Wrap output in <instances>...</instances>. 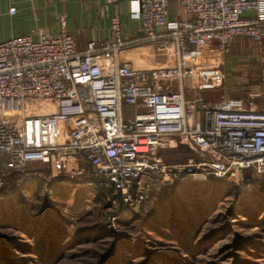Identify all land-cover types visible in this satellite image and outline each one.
I'll return each mask as SVG.
<instances>
[{"label": "built area", "instance_id": "2783aa9c", "mask_svg": "<svg viewBox=\"0 0 264 264\" xmlns=\"http://www.w3.org/2000/svg\"><path fill=\"white\" fill-rule=\"evenodd\" d=\"M104 1L115 12L113 41L91 40L78 50L60 18L55 36L39 29L35 38L0 42V187L4 176L28 164L79 157L95 178L86 185L101 194L113 222L164 183L212 178L243 185L264 176V110L238 98L207 103L199 97L188 112L185 97L193 88L185 82L190 50L223 53L237 39L261 43L264 0H176L174 19L168 18L169 0ZM120 2L139 17V36L122 37ZM250 12L254 16H244ZM144 44L158 47L162 65L118 61L122 50ZM192 71L201 89L221 84L218 71ZM28 103L48 109L25 114ZM178 145L194 156L164 161L160 152Z\"/></svg>", "mask_w": 264, "mask_h": 264}, {"label": "rangeland", "instance_id": "374dc122", "mask_svg": "<svg viewBox=\"0 0 264 264\" xmlns=\"http://www.w3.org/2000/svg\"><path fill=\"white\" fill-rule=\"evenodd\" d=\"M150 45L154 44L128 47L120 53L124 56L137 54L145 56L146 53H151L153 61L160 60L162 58L160 53L154 52ZM191 59L193 61L191 66L187 65L188 61L186 62L185 74L186 84L193 87L191 91L185 93L186 100L189 102L188 112L192 110L191 101L199 97L207 103H215L225 98H238L264 109L263 47L247 39H237L223 53L214 48H202ZM195 65L205 70H213L212 72L218 71L221 84L201 90L190 72ZM218 78H215L216 81L219 80ZM47 109L48 107L41 103H34L32 106L29 103L24 105L25 114L44 113ZM160 156L166 162L180 163L194 154L185 145H178L175 149L160 152ZM89 172L88 165L81 158L74 156L63 162L54 160L49 166L40 163L28 164L23 172L16 173L14 176L10 173L2 178L3 184L0 190L6 188V191H9L6 195H1L0 192V210L8 213L10 204H13L18 212L21 205L27 201L37 202L36 197L27 193V178L37 175L45 180L46 191L44 192L51 196V206L69 217L70 230H74L79 225H88L95 220H101L107 224L116 238L119 234L126 236L129 248H134L137 243L141 244L140 240L144 239L143 247L149 251L165 252L172 257L184 256L182 251H175L179 247L167 228L168 219L172 218L170 215L172 211L175 212V220L184 222V216L188 214L198 223L195 233L197 240L225 223H229L231 228L223 238L213 243L205 253L200 254L193 264H233L229 252L232 250L230 249L232 240L236 236L259 239L262 242L264 240V195L260 194L264 176H251V180L243 185L235 180H225V187L188 180L181 183L168 182L176 186L162 197V204H158L160 202L158 193L148 195L135 212L130 209L120 210L118 218L112 222L108 216L109 209L104 206L93 189L88 188L86 182H83ZM10 185L17 186L18 192L10 191L11 188L8 187ZM75 205L79 208L73 212L71 209ZM237 205L243 206L245 214H251L249 215L251 220H248L245 214L240 217L242 223H238L235 218L227 217L229 210ZM34 207L37 208L33 205L34 210ZM151 212L155 213V219L150 217L145 219V214ZM199 212H202L201 216ZM142 220L146 221L142 222ZM0 234L22 236V233L13 227L0 229ZM145 234H149V237H145ZM110 238L73 246L57 264H95L107 249ZM26 240L30 243L32 238H26ZM247 250V253L240 251L242 256L254 264H264V253L250 245ZM122 252L125 258L131 255L126 249Z\"/></svg>", "mask_w": 264, "mask_h": 264}, {"label": "trees", "instance_id": "16d2710c", "mask_svg": "<svg viewBox=\"0 0 264 264\" xmlns=\"http://www.w3.org/2000/svg\"><path fill=\"white\" fill-rule=\"evenodd\" d=\"M16 173H11V175L14 176ZM94 179L90 170L83 182ZM27 180V193L33 195L41 202L38 200L37 202L27 201L21 205L18 212H16L17 210H15L13 204H10V212L8 213L0 210V229L13 227L22 233V236L18 234H0V264H57L62 259V256L73 246H80L83 243L97 241L106 237H111L109 245L95 264H193V261L200 254L205 253L213 243L223 238L231 230L229 223H225L220 228L207 232L197 240L195 233L198 223L185 213L184 222L175 220V212L172 211L170 212L172 218L168 219L167 228L179 247L175 251H182L184 256L172 257L165 252L149 251L143 247L144 239L140 240L141 244L137 243L134 248H129L126 236L119 234L118 238H116L110 232L107 224L101 220H95L88 225H79L74 230H70L69 217L59 213L51 206V196L44 192L45 180L37 175H32ZM225 182V180L211 178L205 183L207 185L214 184L215 186L225 187ZM175 186L173 183H167L154 187L149 196L158 193L160 202L157 203L162 204V197L170 193ZM8 187L9 189L11 188L10 191L18 192L17 186L10 185ZM47 187L51 186L47 185ZM8 191H6V188L0 190L1 195H6ZM260 194L264 195V183L260 189ZM96 195L102 199L101 194L96 193ZM33 205L37 207H34L35 210L32 209ZM72 208L71 210L74 212L78 210L79 206L75 205ZM201 213L199 212L200 216L202 215ZM244 214L243 206L237 205L229 210L227 217L229 219L235 218L238 223H242L240 217ZM110 215L108 214L109 217ZM154 215L155 213L153 212L145 214V219L147 217L155 219ZM245 215L248 220H251V216H249L251 214ZM144 221L142 220V222ZM144 236L148 238L149 234ZM26 238H32L31 242H27ZM232 242L233 244L230 248L232 250L229 255L233 259V264H254L240 253V251L247 253L248 245L264 253V240L262 242L259 239L236 236ZM124 249L131 253L129 258L122 256Z\"/></svg>", "mask_w": 264, "mask_h": 264}, {"label": "crops", "instance_id": "0c3cea01", "mask_svg": "<svg viewBox=\"0 0 264 264\" xmlns=\"http://www.w3.org/2000/svg\"><path fill=\"white\" fill-rule=\"evenodd\" d=\"M12 7L15 11L9 13V8ZM176 11V0H169L168 18L174 19ZM114 14L113 7L107 5L104 0H0V42L27 34L35 38V33L39 29L49 36H55L60 32V18H65L66 31L70 34L76 48L83 50L86 42L91 40L97 44L107 40L113 41L110 19ZM117 16L124 39H131L141 34L139 17L131 14L128 2L119 3ZM244 16L252 17L254 13H246ZM185 18L190 19V16L187 15ZM258 45L264 48V40ZM150 46L154 52L160 53L163 59L153 61L151 53H146L145 56L140 54L124 56L120 53L117 59L120 63H129L136 68L162 65L165 58L161 51L156 45ZM197 51L190 50L187 54L188 66L192 65L191 58ZM192 70L190 72L196 80ZM195 117H198L197 112Z\"/></svg>", "mask_w": 264, "mask_h": 264}, {"label": "bare ground", "instance_id": "6f19581e", "mask_svg": "<svg viewBox=\"0 0 264 264\" xmlns=\"http://www.w3.org/2000/svg\"><path fill=\"white\" fill-rule=\"evenodd\" d=\"M89 188V187H88Z\"/></svg>", "mask_w": 264, "mask_h": 264}]
</instances>
